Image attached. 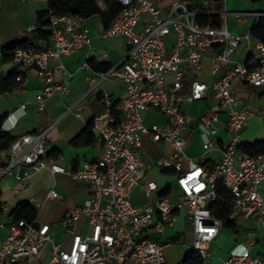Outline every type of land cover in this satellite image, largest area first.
Masks as SVG:
<instances>
[{
	"label": "built area",
	"instance_id": "built-area-1",
	"mask_svg": "<svg viewBox=\"0 0 264 264\" xmlns=\"http://www.w3.org/2000/svg\"><path fill=\"white\" fill-rule=\"evenodd\" d=\"M117 1L121 10L101 34L125 38L128 49L118 63L96 73L99 81L123 85L125 96L113 102L109 90L98 94L103 109L92 117L91 130L101 141L99 156L66 169L47 156L45 131L19 135L0 151L6 159L0 164V179L12 175L23 182L48 168L85 184L88 195L61 217V240L53 238L47 222L0 219V229H6L0 237V264H168L164 252L173 241L164 232L180 211L185 212L192 232L189 248L207 262L212 257L210 244L223 226L222 219L208 208L221 198L218 179L227 192L228 220L244 216L264 225V152L251 154L240 140L241 130L256 115L248 100H264V91L256 97L239 94L264 87V40H251L252 27L264 17V9L230 11L225 0L218 10L210 9L208 0L198 5L189 0ZM228 15L238 24L249 16L254 20L247 32L233 33ZM48 28L50 46L16 48L12 56L17 81L23 71L35 69L41 83L34 99L37 111L45 109L46 98L54 92L69 91L67 82L54 78L57 69L48 66V59H60L84 46L91 48L87 17L51 14ZM241 45L244 53L239 58L236 53ZM206 58L209 81L201 79ZM88 66V62L81 65ZM198 101L205 103L200 113L184 110V104ZM24 108L22 104L17 110ZM149 110L166 120L146 123ZM259 117L264 122V110ZM194 130L203 147L197 159L186 155ZM145 140L168 146L157 165L173 178L162 187L146 177L152 164L141 156ZM210 151H217L219 159L208 169L203 162ZM135 188L148 200L133 203ZM163 189L168 193L160 196ZM46 198L61 196L51 188ZM219 260L222 264H264V256L252 253L251 244L241 242Z\"/></svg>",
	"mask_w": 264,
	"mask_h": 264
},
{
	"label": "crops",
	"instance_id": "crops-1",
	"mask_svg": "<svg viewBox=\"0 0 264 264\" xmlns=\"http://www.w3.org/2000/svg\"><path fill=\"white\" fill-rule=\"evenodd\" d=\"M189 1L194 5H198L204 0ZM208 3L209 8L212 10H218L223 6L221 0H208ZM225 7L230 11L261 10L264 9V0H225ZM46 9V0H0V79L14 71L16 67L13 59L7 60L4 58L2 54L4 46L15 40L32 37L34 35V29L37 26L38 13ZM253 20L254 17L249 16L242 24H238L237 19L233 15H228L227 24L231 32L245 33L250 29ZM107 24L100 13L92 14L87 17V25L90 28L92 37L91 48L84 46L81 49H76L62 55L60 59H48V66L52 69H57L54 72V78L67 82L69 91L66 94L56 91L47 97L43 111H37L34 105L35 96L41 89V83L36 77L34 68H28L22 72L23 88L21 90L6 93L0 92V115L3 116L0 125L1 130L9 132L14 138L26 133L45 131L44 140L47 143V156L53 158L54 163L66 169H75L84 160H93L101 153V141L98 135L92 130V139L78 145L73 143V139L92 122V117L102 111L103 106L98 101L99 92L102 89L109 90L113 94V102H118L125 96V88L123 85L111 83L108 80L99 81L96 73L98 71L93 70L90 65L88 67H81L90 57H93L98 62L107 61L113 65L125 56L128 49V42L125 38L121 36H102L101 33L107 27ZM30 28L34 29L31 30ZM254 33L252 32V42H255L257 39L255 36L256 33ZM35 45L42 48L48 47L51 45V39L50 37L48 39H37ZM243 53L244 49L243 45H241L236 55L242 58ZM103 54H106L107 59ZM208 70L209 59L206 58L204 61V71L201 75V79L204 81L210 80ZM247 92L239 91V94L243 96ZM22 104H25L24 110L18 111V107ZM204 107V101H198L188 104L187 109L185 107L183 108L187 112L198 114ZM78 112L81 116L76 115ZM157 117H160L161 120H157ZM254 118L258 119L260 124L264 126V122L260 119L259 114L251 117L250 120ZM165 120L163 115L154 110H149L145 119L148 124L152 122H164ZM243 129L240 132V140L242 143L257 140L264 141V139H256L253 141L244 140L242 138ZM148 143L161 151L159 155L168 153V146L165 143H153L145 140L143 147ZM143 147L141 151L142 159L152 164L146 173V177L150 178L149 176L155 172L162 175L166 174L154 162L159 155L155 159L151 158L146 154ZM212 152L218 153L217 151ZM202 153L203 147L201 139L198 132L194 130L186 147V155L197 159ZM5 161V157L0 155V164L5 163ZM206 161L214 163L209 158ZM187 165V160H184L183 166L187 167ZM15 172H17V169H14L12 173L15 174ZM155 181L160 187L164 185L156 179ZM51 188L64 195V199L59 201V199L46 198V192ZM88 192V187L85 184L73 180L71 176L65 173H53L48 168L32 173L23 182H19L12 175H6L0 179V200L3 211L0 219L8 222L10 220L8 215L9 211L18 202L34 199L33 204L38 211L36 219L49 223L53 230V238L55 240H61L63 238V230L59 224L61 217L69 208L83 202ZM131 200L133 203H143L148 200V197L141 189L135 188ZM48 205L57 208L59 211L55 220L48 221L43 218V215H40V208ZM238 217L252 219L254 223L260 224L255 222L253 218ZM238 217L233 221L239 229V233H229L233 241L229 249L236 243L241 242L245 245L251 244L252 253L264 256V225L261 224V232L256 230V236H252L254 231L247 232L242 229L237 222ZM182 221L187 222L185 212H183ZM165 232L169 236H166L164 233V237L172 239L174 243L179 238L181 231L175 228V224H173ZM5 233V228L0 229V237L4 236ZM213 242L210 244L212 257L214 256V251L212 250ZM218 262L222 264L220 260ZM211 263L206 262V264Z\"/></svg>",
	"mask_w": 264,
	"mask_h": 264
},
{
	"label": "trees",
	"instance_id": "trees-1",
	"mask_svg": "<svg viewBox=\"0 0 264 264\" xmlns=\"http://www.w3.org/2000/svg\"><path fill=\"white\" fill-rule=\"evenodd\" d=\"M47 9L40 11L37 16V26L34 29V35L32 37H26L23 39L15 40L7 43L2 51L5 59H12L13 52L16 48H25L36 44L37 39H48L50 37V30L48 28L50 24V15L56 14H75L83 17H89L92 14L100 13L107 24L108 21L121 10V5L117 0H46ZM101 1V4L98 3ZM108 25V24H107ZM252 32H255L257 38L264 40V17L258 20V23L252 27ZM90 67L95 71H106L111 64L107 61L98 62L93 57L87 59ZM18 72L15 70L9 74L1 77L0 79V92L6 93L11 91L21 90L23 88V77L20 81L16 80ZM3 116L0 115V125ZM14 139V136L9 132L1 130L0 127V151L7 148L10 142ZM92 139L91 123L87 125L74 139L73 143L76 145L84 143ZM241 147L251 154H259L264 152V141L257 140L254 142H243ZM208 169L213 167V163L209 161L203 162ZM218 193L221 198L214 200L209 205V210L212 213L222 219L223 226L230 229L234 234L239 233V229L235 225L233 220H228L227 215L229 213V205L226 203L227 192L224 190L221 180H217ZM167 189H163L159 192L160 196L166 195ZM1 195V193H0ZM2 202L0 200V216L2 215ZM37 208L35 205L28 201L22 200L13 207L8 215L11 220L24 218L27 221H33L37 217ZM179 264H206V262L199 256V254L193 250L188 249Z\"/></svg>",
	"mask_w": 264,
	"mask_h": 264
},
{
	"label": "rangeland",
	"instance_id": "rangeland-1",
	"mask_svg": "<svg viewBox=\"0 0 264 264\" xmlns=\"http://www.w3.org/2000/svg\"><path fill=\"white\" fill-rule=\"evenodd\" d=\"M252 40V39H251ZM262 91H264V87H251L249 89V92L245 93L243 96L248 97L254 93L255 97L259 95ZM249 106L254 110V112L258 115L261 113V110H264V100L259 99L256 97L254 101H250ZM185 109L188 108V104L183 105ZM157 120H161L160 117H157ZM243 133V139L246 141H253L256 139H264V126H262L258 119L254 118L251 119L247 126L242 131ZM218 136H221V133L218 134ZM146 146L143 147L145 149L146 154L149 155L151 158H156L161 151L159 149H156L153 147V145L145 144ZM207 158H209L212 162H216L219 159V154L215 152H208ZM158 158L154 160L155 163H157ZM150 178L156 179L159 183L165 184L167 181L171 180L173 177L171 175L166 174H158L157 172L152 173ZM161 180V181H160ZM61 199L59 201L64 199V195H62L59 191H57ZM41 214L45 218V220H55L57 218L58 209L48 206H43L40 208ZM43 212V213H42ZM184 211H180V215L177 219H175L174 224L175 228L179 229L180 236L175 240V242L165 249V255H166V261L168 264H179L181 261L184 253L189 249V246L192 242V232L190 230V226L188 222L182 221ZM238 224L241 226L242 229L246 230L247 232H253L252 236H256V230L261 232L262 231V225L256 224L253 222L252 219H242L240 217L237 218ZM166 236H169L166 232H164ZM221 234L219 237L213 242V248L214 256L209 259L208 262H212L211 264H219V258L226 256V252L228 253L229 247L233 244L232 238L230 237V234H232V231L228 229L227 227H223L221 229ZM61 236V235H60ZM224 255V256H223Z\"/></svg>",
	"mask_w": 264,
	"mask_h": 264
}]
</instances>
